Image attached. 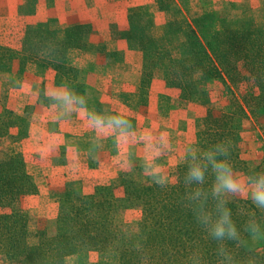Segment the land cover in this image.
<instances>
[{
    "label": "trees",
    "instance_id": "obj_1",
    "mask_svg": "<svg viewBox=\"0 0 264 264\" xmlns=\"http://www.w3.org/2000/svg\"><path fill=\"white\" fill-rule=\"evenodd\" d=\"M179 28L187 36L183 47L163 54L157 46L153 49L162 59L167 88L177 92L182 101L196 102L206 109L194 146L206 149L225 142L230 145L235 171L264 170V158L253 167L246 158L253 133H259L264 154V25L205 13ZM139 39L145 53V96L152 82L149 64L153 58L148 45L156 39L151 35ZM22 44V50L16 53L0 47V69L5 61L20 55L23 62L72 72L64 61L67 50L79 46L77 41L27 30ZM211 81L222 86L215 99L229 100L221 110L212 105L208 89ZM245 84L249 88L244 89ZM17 124L11 111L0 113V142ZM26 136L27 131L21 130L14 139ZM143 170L137 163L123 170L118 182L99 185L90 195L66 191L60 197L57 218L43 220L32 234L29 215L16 205L24 197L37 194V186L24 156L11 151L7 160L0 158V255L10 264H67L71 257L87 253H96L101 264H264V212L255 209L247 197H228L239 242L216 241L196 219L201 204L214 209L211 175L202 186L186 184L184 161L172 173L170 185L161 188L145 180L143 175L147 173ZM198 187L207 193L206 201L203 196L194 198ZM133 209L140 210L136 231L121 220L125 211ZM250 220L260 225L258 237L245 230Z\"/></svg>",
    "mask_w": 264,
    "mask_h": 264
},
{
    "label": "crops",
    "instance_id": "obj_2",
    "mask_svg": "<svg viewBox=\"0 0 264 264\" xmlns=\"http://www.w3.org/2000/svg\"><path fill=\"white\" fill-rule=\"evenodd\" d=\"M168 2L169 7L163 0H0V47L5 51H21L27 30L51 34L72 27L91 29L81 47L67 50L64 65L71 73L23 62L20 55L5 61L0 69V113L11 111L18 121L0 142V158L7 160L11 151L24 156L38 190L27 196L33 197L31 201L48 199L60 205L66 191L87 188L90 192L85 195L92 194V189L114 183L123 170L138 163L131 154L137 149L136 140L129 137L118 151L114 136L97 135L89 127L86 114L75 110L79 106L70 109L54 98V92L83 95L89 111L105 116L121 113L130 119L138 115L139 124L156 117L161 110L181 106L183 101L174 97L166 84L158 86L153 80L143 106L147 115L135 112L143 94L145 53L140 39L124 35L133 27L135 16L142 21L154 18L157 38L167 36L171 21L192 24L188 12L208 5L213 6L217 18L264 19V0H189L191 7L187 9L184 0ZM167 40L172 49L185 43L182 35L169 36ZM164 95L171 99L162 101ZM21 130L27 131V136L15 141ZM52 191L59 192V198H51ZM23 212L29 215L33 210ZM58 213L57 209L56 215L53 211L51 217L43 213L42 217L55 220ZM4 258L0 255L9 262Z\"/></svg>",
    "mask_w": 264,
    "mask_h": 264
},
{
    "label": "rangeland",
    "instance_id": "obj_3",
    "mask_svg": "<svg viewBox=\"0 0 264 264\" xmlns=\"http://www.w3.org/2000/svg\"><path fill=\"white\" fill-rule=\"evenodd\" d=\"M168 3L167 7H169L171 4L168 2V0H163ZM189 6V0H184V8L187 9ZM205 13L214 14V8L211 5L203 6V8L197 9V12L194 11V13L188 12V16L192 20V23L195 19H198L202 17ZM149 15H146V18ZM184 17H186L183 14ZM215 18H217L215 16ZM252 20V19H250ZM254 22L259 23L260 25H264V19L257 18V20H254ZM189 22H178V21H171L170 28L168 30L167 36L159 37L157 38L154 34V25L155 21L154 18H147V20L142 21L139 19L138 16H135V21L133 22V27L124 35L129 36L132 35L133 37H136L139 39V36H147L150 37V35L156 39L155 43H150L148 45V48L152 50L150 57L152 56L153 63H150L149 67V76L152 77V81L156 80L158 83V86L165 83V76L164 71L162 68V59L158 54L154 51V46H157V49L159 53L163 54L166 50H174L180 49L187 43V36L185 33L180 30L179 25H184ZM213 26V25H211ZM91 29L87 26L83 27H72L67 30H60L56 31L54 33H51L50 35H53L57 37L60 40H70L73 39L74 41H77L79 43L78 47H81L84 41H86L87 37L90 34ZM174 35H182L185 43L183 46L177 49H172L171 44H169V41L167 40L169 36ZM44 37H47V35H44ZM162 56V55H161ZM151 86V85H150ZM251 86V85H250ZM150 88V87H149ZM219 88H222L220 82L218 81H211L209 83V93L212 97V105L214 108L217 109H223V107H226L229 103V100L223 99L222 101L215 99L216 93ZM244 89L249 88V85H244ZM242 89V88H241ZM172 95L174 97H177V92L173 91ZM149 94V93H148ZM177 95V96H176ZM165 96V95H164ZM147 97H149L147 95ZM179 98V97H178ZM146 95L141 98V103L137 105L135 108V112H138L139 115L145 116L147 115L148 111L143 106L144 104H147ZM149 99V98H148ZM171 98L162 97V101H168ZM180 99V98H179ZM161 101V102H162ZM180 101H182L180 99ZM181 106L178 104L175 108L168 109L167 111L161 110L160 113L156 117H152L150 120H147L144 124L137 123V116L136 118H130L132 124L131 131L135 132V139L134 144L137 143V149L134 151H131V154H134L137 158V161L140 165H142V162H151L154 165H161V173L162 175L167 176L171 180L172 171L179 166L178 164L181 161H185L184 157L186 155V150L188 149V146L192 145L194 146L195 141V135L198 131L199 126L201 125L202 118L206 112V109L203 107V105H200L196 102H180ZM146 118V117H144ZM149 118V117H148ZM161 133H165V136L162 138ZM26 134V132L22 133L21 136ZM150 136L151 139L149 141L141 140V136ZM259 133H253L249 136V144H248V153L246 155V158L248 161H250L252 167L254 166V163L256 161H262L264 158V154L262 152V145L259 143L258 139ZM146 143H151L154 146V149H158V154L155 153L154 149H146ZM259 143V144H258ZM155 155V159L153 161V156ZM257 164V163H256ZM144 165V164H143ZM142 165V166H143ZM178 165V166H177ZM144 167V166H143ZM133 168L132 170H134ZM144 171V170H143ZM145 180H151L149 178V175H143ZM119 179V178H118ZM118 181H115L116 183ZM119 187H117L118 189ZM116 189V190H117ZM72 190V189H71ZM75 193H79L81 195H85V193L90 192L89 189H75ZM94 191V189H92ZM53 192V191H52ZM72 192V191H71ZM59 192H53V195H51V198L56 199L58 197ZM121 193V189L116 192V194ZM52 194V193H51ZM90 195V194H88ZM46 197V196H45ZM48 197L45 198V200ZM59 198V197H58ZM33 197H27L23 199L20 203L17 209L22 211H31L33 210L32 214H29L30 218V225H31V231L32 234H35L36 231L40 228V225L43 220H49L53 221L54 218L49 217H42L43 215H48L51 217L54 211V215L57 214V209L59 211V205H55L54 203L48 202V199L44 201L34 202L31 201ZM41 209V210H40ZM43 213V215H42ZM121 220L129 223V226L132 231L137 230V225L140 220V210L139 209H133L125 211L121 217ZM6 259V257L4 258ZM0 264H10L9 262L3 261L0 259ZM67 264H101L98 260V255L96 253H87L79 256L71 257Z\"/></svg>",
    "mask_w": 264,
    "mask_h": 264
},
{
    "label": "clouds",
    "instance_id": "obj_4",
    "mask_svg": "<svg viewBox=\"0 0 264 264\" xmlns=\"http://www.w3.org/2000/svg\"><path fill=\"white\" fill-rule=\"evenodd\" d=\"M54 98L64 102L70 109L73 105L79 106L77 111L86 114L89 127L94 129L97 135L114 136L115 145L119 151L122 143L129 142V137L135 139L131 121L121 113L105 116L95 111H89L86 99L83 95L73 94L70 91L54 92ZM165 133H161L163 138ZM141 140L149 141L150 136H141ZM146 149H154L151 143H146ZM158 154L159 150L154 149ZM230 145L219 142L206 149L196 146H188L184 157L186 163V184L204 185L208 175L213 177L210 187L211 197L215 201L214 209H205L201 204V210L196 215L197 221L203 225L208 235L216 241L225 239L239 242V231L232 218V209L228 206V197H247L255 209L264 212V170L240 173L234 170L230 161ZM155 155L153 156V161ZM161 165L153 166L148 163L144 172L154 184L161 188L170 185V178L161 174ZM201 196L207 200V193L198 187L194 192V198ZM245 230L253 237L261 234L260 225L255 221H249ZM223 254V246L220 248Z\"/></svg>",
    "mask_w": 264,
    "mask_h": 264
}]
</instances>
